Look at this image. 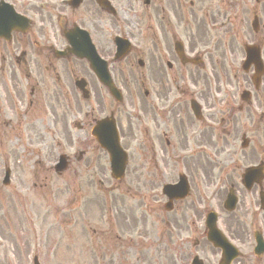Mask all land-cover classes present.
Returning <instances> with one entry per match:
<instances>
[{"label":"flooded vegetation","instance_id":"1","mask_svg":"<svg viewBox=\"0 0 264 264\" xmlns=\"http://www.w3.org/2000/svg\"><path fill=\"white\" fill-rule=\"evenodd\" d=\"M97 1L0 0L6 14L0 26V129L12 118L10 130L22 140L34 128L23 122L40 111L47 129L69 141L72 123L82 130L72 117L83 118L84 126L95 122H86L87 105L91 98L101 102L103 86L87 60L76 56L86 52V42L72 31L86 29L100 56L110 60L114 85L125 93L120 104L124 98L134 111H114V120L129 158L135 152L147 169L144 183L151 188L156 178L168 184L182 179L188 186L184 197L170 200L150 191L142 202L148 210L172 213L166 223L177 233L180 261L188 257L181 264L193 255L204 264H264V5ZM4 4L27 20L12 22ZM247 13L259 25L242 30L239 20ZM79 79L88 98L75 85ZM139 85L142 96L134 100L131 88ZM2 166L11 168V180H21L22 166L14 158ZM37 167L44 171L34 178L46 182L44 161ZM141 174L133 173L135 182L128 177L137 190ZM212 210L230 247H215L200 234L206 233L200 220ZM98 234L100 239L93 234L84 241V257L114 264V223ZM198 234L201 239L191 238ZM130 249L125 253L132 258L136 251Z\"/></svg>","mask_w":264,"mask_h":264},{"label":"rangeland","instance_id":"2","mask_svg":"<svg viewBox=\"0 0 264 264\" xmlns=\"http://www.w3.org/2000/svg\"><path fill=\"white\" fill-rule=\"evenodd\" d=\"M101 95L102 105L101 107L96 106V110L94 111L95 115L99 114L100 112H107L110 107V100L103 90L101 91ZM94 104L95 100L92 99L88 104L87 110L89 111L90 106ZM44 126L47 125L45 124ZM70 131L71 137H75V134L77 132L74 131L73 127L70 129ZM42 137L43 138L35 136V133L32 135V138L39 141V144H52V141L50 140V137L48 135H43ZM57 137L61 138L62 136L55 135L54 138ZM87 137L89 139L88 135ZM2 138L3 140L1 141V143L3 145H0V149L2 151H8V153L12 152V155H14V153H16L18 150L15 151L14 149H12L13 146L16 145L13 135L9 132H6L3 134ZM91 142L92 141H90V143ZM52 149L55 150V152H57L58 149L60 150V148L57 147H52ZM22 168L27 169V166H24ZM19 169L20 167L18 168V170ZM1 171L2 170L0 169V172ZM76 174H73V171L68 174V177L71 180V183L69 185V195L66 192H63L64 181L62 179H58L55 176L52 180L49 179L48 183L43 186V189L40 190V192L34 191V188L28 179H23V181L19 183H13L11 184V187L8 188H4L0 184V206L2 207L0 208V224L3 225V230L0 236L7 240L5 241L4 246L0 247V264H11L9 258L12 263L16 262L14 264H28V256L31 257V255L35 252V249L40 250L42 255L43 251L48 247L50 248V244L54 240H57L58 235L61 234V230L64 226L63 221L65 218L62 213V208L67 202H70V208L72 209V211L75 208L80 207V195H82V190L80 187H82V184L79 183L78 178L80 179V177L77 176L78 174ZM24 175L28 176L27 173H25ZM97 185L98 184H95L94 182L91 187L93 188ZM16 192L21 195L20 199L17 196L15 197L13 195V193ZM124 192V185H121L119 190H114V221L119 222L118 225L114 228V233L118 234L120 237L129 236L128 227H130L131 229L132 226H134L132 222L136 220L131 215V208L136 207L132 206L134 201L130 199L131 202L129 203V199L128 197H126V195L125 197L120 195ZM78 193H80V195ZM7 194H9V197L7 196ZM91 205L93 204L91 203ZM9 208L11 213L16 214V216L10 215ZM97 208L102 207L98 205L96 209ZM140 208L141 210H135L137 216L142 214V206ZM2 211H4V217L2 216ZM96 211L97 213H99V209H97ZM119 212H123L125 214L124 216H121L122 223L120 222V214H118ZM154 217H149V215H147L144 222V224H146L147 226H149L148 224H151L150 227L152 230L149 231V235L151 238H153V230H155L153 226ZM4 218L8 220V223L10 224L9 228L5 226ZM140 218L143 219L142 216H140ZM14 220L17 221V226L14 225ZM136 225H139V221L137 224H135V226ZM157 226L158 224H155V227ZM53 230L56 231L55 238H53V236L51 235V232ZM119 231H122L123 233L120 234ZM151 251L152 254L148 264H165V262L160 258V254L158 251H156V254H153V252L155 251L154 249H151ZM13 258L15 260H13ZM49 259V257H43V260L40 259L41 264H49ZM52 264L62 263L55 262Z\"/></svg>","mask_w":264,"mask_h":264}]
</instances>
